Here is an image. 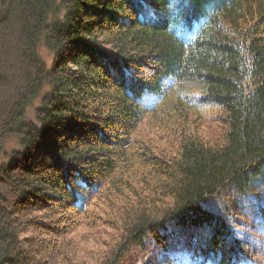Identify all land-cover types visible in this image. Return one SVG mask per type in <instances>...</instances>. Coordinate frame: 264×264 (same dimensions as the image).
Segmentation results:
<instances>
[{
    "label": "trees",
    "instance_id": "1",
    "mask_svg": "<svg viewBox=\"0 0 264 264\" xmlns=\"http://www.w3.org/2000/svg\"><path fill=\"white\" fill-rule=\"evenodd\" d=\"M2 152L0 264L258 263L264 0H0Z\"/></svg>",
    "mask_w": 264,
    "mask_h": 264
},
{
    "label": "rangeland",
    "instance_id": "2",
    "mask_svg": "<svg viewBox=\"0 0 264 264\" xmlns=\"http://www.w3.org/2000/svg\"><path fill=\"white\" fill-rule=\"evenodd\" d=\"M38 54L40 55L41 59L44 61L47 67L51 64L52 54L48 51V49L44 46L43 42L39 43L38 45ZM46 89V88H45ZM46 90H44L38 97H36L33 101V104L30 105L27 109V117H33L34 108L39 105L41 95ZM19 149L18 139L15 135L10 136L3 148V152L8 153L11 150ZM0 154V161L5 156L4 154ZM42 171V169L40 170ZM44 172V171H43ZM45 174V173H43ZM263 205H264V196L262 198ZM45 218L50 217V213L45 214ZM245 222L247 223V227L242 228L241 231L239 230V234L245 238L246 240L253 243L259 250L260 254H257L256 257L259 259L258 263H247V264H264V220L256 213L252 215H248L245 218ZM106 242V241H105ZM46 245V244H44ZM46 247V249H44ZM44 248L39 247L36 249V252L39 254L38 259L45 258L49 253V247L44 246ZM101 249H104L101 246ZM137 264H195L191 261L189 256L184 254L183 252H174L168 254H155L154 251L145 255Z\"/></svg>",
    "mask_w": 264,
    "mask_h": 264
}]
</instances>
